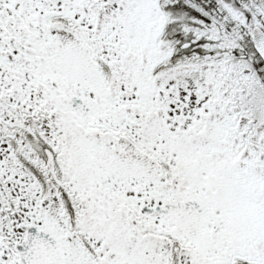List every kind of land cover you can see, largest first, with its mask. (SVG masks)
<instances>
[{
  "label": "snow or ice",
  "instance_id": "snow-or-ice-1",
  "mask_svg": "<svg viewBox=\"0 0 264 264\" xmlns=\"http://www.w3.org/2000/svg\"><path fill=\"white\" fill-rule=\"evenodd\" d=\"M0 264H264V0H0Z\"/></svg>",
  "mask_w": 264,
  "mask_h": 264
}]
</instances>
